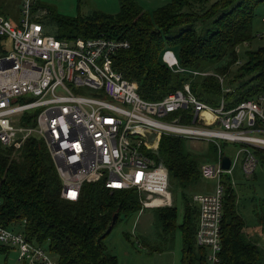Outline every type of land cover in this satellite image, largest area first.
<instances>
[{
	"label": "trees",
	"instance_id": "obj_1",
	"mask_svg": "<svg viewBox=\"0 0 264 264\" xmlns=\"http://www.w3.org/2000/svg\"><path fill=\"white\" fill-rule=\"evenodd\" d=\"M207 3L208 0H169L165 7L148 13L134 2L123 1L113 16L93 13L81 20L54 15L38 0L32 11L40 15L37 21L43 26L47 24L46 17L50 20L55 32H45L57 40L101 37L127 42L128 48L112 57L111 67L136 85V93L144 101H161L187 83L198 101L211 107L222 101L225 109H231L243 100L264 95V47L246 49L240 55L252 40L253 10L264 0ZM0 15L9 19L2 3ZM1 43H6L4 37H0V52ZM165 50L174 54L181 68L222 77L227 91L213 76L192 78L186 73H171L161 62ZM240 58L243 65L230 74V67ZM182 113L177 111L171 117L180 116L186 122ZM183 140L186 139L162 135L156 150L144 153L165 170L168 187L179 195L181 223H176L175 206L154 208L153 221L161 243L153 246L145 238L137 246L147 254L168 252L172 250L174 234L179 232V264H208L207 250L195 243L198 211L195 204L190 210L186 195L202 187L204 179L199 167L212 162L217 150L210 146L213 157L194 156L186 150ZM251 151L256 160L264 159L263 151ZM222 180L219 264H264V204L255 213L256 234L249 235L237 213L234 190L225 182L229 177L223 175ZM60 188L54 163L41 140L29 138L17 151L0 146V226L42 247L56 264H118L103 244L109 234L104 232L114 214L111 230L121 218L140 214L137 195L132 190L111 191L100 182H85L77 200L69 202L60 198ZM124 237L128 239V235ZM166 240L169 245H165ZM8 251L0 245V253Z\"/></svg>",
	"mask_w": 264,
	"mask_h": 264
},
{
	"label": "built area",
	"instance_id": "obj_2",
	"mask_svg": "<svg viewBox=\"0 0 264 264\" xmlns=\"http://www.w3.org/2000/svg\"><path fill=\"white\" fill-rule=\"evenodd\" d=\"M35 2L18 0L16 22L0 15V37L8 41L0 52V146L17 151L29 138L41 140L60 180L62 200L75 202L83 183L100 182L111 191L132 190L142 210L171 203L165 170L144 154L156 150L160 136L211 144L216 157L199 172L213 186L194 195L192 203L198 211L195 243L207 250L208 264H219L222 176L231 179L239 158V173L253 174L257 160L251 149L264 152V95L231 109L222 101L211 107L185 83L161 101H144L136 85L111 67L127 42L57 40L37 21ZM161 62L173 74L213 76L224 88L218 75L181 68L169 50L162 52ZM177 111L186 122L180 116L164 119ZM147 135L150 142L144 141ZM221 144L236 149L227 171L220 168ZM0 245L13 250L19 264H56L42 247L1 226Z\"/></svg>",
	"mask_w": 264,
	"mask_h": 264
},
{
	"label": "rangeland",
	"instance_id": "obj_3",
	"mask_svg": "<svg viewBox=\"0 0 264 264\" xmlns=\"http://www.w3.org/2000/svg\"><path fill=\"white\" fill-rule=\"evenodd\" d=\"M47 11L49 10L54 15L67 17L71 19H80L91 16L93 13L102 14L105 16H113L119 10V5L123 1H131L138 5L145 12L152 11L165 7L169 0H38ZM220 0H208V5ZM2 7L9 12V19L16 22L19 18L18 0H0ZM37 14V12H36ZM40 16V15H39ZM46 25H42L43 29L49 34H54L55 27L46 17ZM252 40L242 50L241 54L248 50H255L264 47V3L257 5L253 10V20L251 23ZM8 45V41L6 43ZM7 45L5 47H7ZM8 50V48H6ZM244 63L243 59L232 65L229 69L230 74H234ZM231 76V75H230ZM230 76L228 78H230ZM227 81V80H226ZM226 87L225 81L223 87ZM224 87V88H225ZM171 115L164 119L170 118ZM151 137L148 135L144 139L145 142H150ZM183 145L186 150L194 156H209L213 157L212 145L209 143L191 142L183 140ZM211 146V147H210ZM223 156L233 158L235 148L225 144L220 145ZM154 152L155 150H150ZM239 162L237 160L233 167L231 179L227 184L234 190L237 199V213L243 220L244 230L249 235L256 234V219L255 213L260 205L264 204V159L257 160L256 168L252 175L243 176L239 173ZM231 180L233 182H231ZM224 183V180H223ZM200 188L189 190L187 198V206L190 210L193 208L192 197L198 193L211 192L213 181L203 180L200 183ZM206 189L208 192H202ZM171 203L168 207L175 206L177 211V224H180L182 217V203L178 194H175L168 187ZM154 208L142 209L140 214H135L130 218H121L120 221L109 232L103 240L106 250L111 255L115 256L118 264H179L180 259V234L176 232L172 242V250L160 254H147L144 249L139 248L140 240L148 239L150 245H158L161 243L159 232L155 228L153 221ZM175 223V224H176ZM128 235L125 239L124 235ZM254 237V236H253ZM165 245L169 242L164 241ZM264 242V241H263ZM264 248V247H263ZM0 264H19L16 261V255L13 250L0 253Z\"/></svg>",
	"mask_w": 264,
	"mask_h": 264
},
{
	"label": "water",
	"instance_id": "obj_4",
	"mask_svg": "<svg viewBox=\"0 0 264 264\" xmlns=\"http://www.w3.org/2000/svg\"><path fill=\"white\" fill-rule=\"evenodd\" d=\"M177 120H175L174 122H176ZM220 168L223 170V171H227L228 168H229V159L228 157L226 156H223L220 160ZM115 219H116V215L114 214L112 216V219H111V222H110V226L107 228V230L104 232V235H107L110 230H111V227L113 226L114 222H115Z\"/></svg>",
	"mask_w": 264,
	"mask_h": 264
},
{
	"label": "crops",
	"instance_id": "obj_5",
	"mask_svg": "<svg viewBox=\"0 0 264 264\" xmlns=\"http://www.w3.org/2000/svg\"><path fill=\"white\" fill-rule=\"evenodd\" d=\"M264 39V37H262ZM10 251V250H9Z\"/></svg>",
	"mask_w": 264,
	"mask_h": 264
}]
</instances>
